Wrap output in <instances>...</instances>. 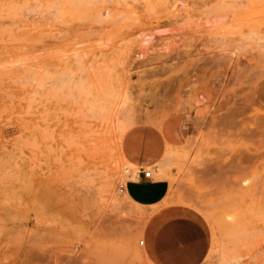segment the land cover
I'll return each mask as SVG.
<instances>
[{
	"label": "rangeland",
	"instance_id": "obj_1",
	"mask_svg": "<svg viewBox=\"0 0 264 264\" xmlns=\"http://www.w3.org/2000/svg\"><path fill=\"white\" fill-rule=\"evenodd\" d=\"M179 214L264 264V0H0V264H157Z\"/></svg>",
	"mask_w": 264,
	"mask_h": 264
},
{
	"label": "crops",
	"instance_id": "obj_2",
	"mask_svg": "<svg viewBox=\"0 0 264 264\" xmlns=\"http://www.w3.org/2000/svg\"><path fill=\"white\" fill-rule=\"evenodd\" d=\"M142 179L145 181H143L145 186L146 184L151 186L157 185L153 179L144 176ZM140 182L141 180L138 178L129 179L126 183V192L136 203L155 206L164 201L167 188L151 198H146L147 194L142 195L137 191ZM175 219H185V221L195 223L199 227V232H196V234L199 235L198 239L200 241H193L191 239L192 236L188 232L178 230L175 224H172ZM202 229L203 227L199 220L191 215L179 214L167 217L166 220L162 221L152 230L150 241L155 262L157 264H202V256L204 253L201 254V250L205 251L207 246V243L205 247L202 246L203 242L201 240L204 236L207 242V233Z\"/></svg>",
	"mask_w": 264,
	"mask_h": 264
},
{
	"label": "built area",
	"instance_id": "obj_3",
	"mask_svg": "<svg viewBox=\"0 0 264 264\" xmlns=\"http://www.w3.org/2000/svg\"><path fill=\"white\" fill-rule=\"evenodd\" d=\"M129 171H130V169H127L126 170V172H129ZM141 172L143 173L144 177L149 178V179H153L152 172L150 170H142V169H139L138 174L141 173ZM120 188H121V191H124V188H125L124 183H121ZM143 243H144V241L142 240L141 241V244H143Z\"/></svg>",
	"mask_w": 264,
	"mask_h": 264
},
{
	"label": "bare ground",
	"instance_id": "obj_4",
	"mask_svg": "<svg viewBox=\"0 0 264 264\" xmlns=\"http://www.w3.org/2000/svg\"><path fill=\"white\" fill-rule=\"evenodd\" d=\"M261 28H262V27H261ZM88 127H89V126H88ZM125 128H126V127H125ZM129 128H130V127H129ZM122 135H123V134H121V136H122ZM121 143H122V142H121ZM123 159H124V158H123ZM119 160L122 161L121 159H119ZM124 160H125V159H124ZM119 166H120V165L118 164V162H116L114 165L112 164V166H111V170L114 172V170L117 169ZM115 171H116V170H115ZM115 175H116V174H115ZM129 175H131V174H129ZM110 176H112V174H110ZM112 177H113V176H112ZM113 178H114V177H113ZM113 178H112V180H114ZM108 184H109V183H108ZM111 184H112V183H111ZM111 184H110V185H111ZM137 250H138V249H137ZM137 250H136V251H137ZM145 254H146V253H145ZM138 255H139V254H138ZM147 255H148V254H147ZM140 256H141V254H140ZM143 256H144V255H143ZM144 257H145V256H144Z\"/></svg>",
	"mask_w": 264,
	"mask_h": 264
}]
</instances>
